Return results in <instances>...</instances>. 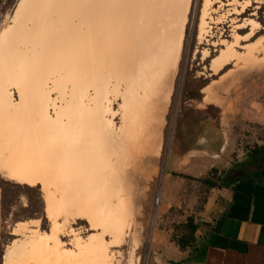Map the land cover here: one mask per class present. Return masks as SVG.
Segmentation results:
<instances>
[{
  "label": "bare ground",
  "instance_id": "obj_1",
  "mask_svg": "<svg viewBox=\"0 0 264 264\" xmlns=\"http://www.w3.org/2000/svg\"><path fill=\"white\" fill-rule=\"evenodd\" d=\"M190 3L20 1L0 32V175L40 184L53 226L47 236L29 228L6 264H110V249L136 224L142 187L157 169ZM208 5L200 38L209 33ZM235 55L222 51L215 73ZM240 77L218 89L233 91ZM221 99L210 92L204 100ZM75 217L102 233L79 251L61 252L60 220Z\"/></svg>",
  "mask_w": 264,
  "mask_h": 264
},
{
  "label": "rangeland",
  "instance_id": "obj_2",
  "mask_svg": "<svg viewBox=\"0 0 264 264\" xmlns=\"http://www.w3.org/2000/svg\"><path fill=\"white\" fill-rule=\"evenodd\" d=\"M20 1L0 0V32L12 24ZM205 2L191 0L157 169L151 173L146 189L142 187L136 224L120 245L110 249V264H155V249L162 239L184 244L190 253L197 244V230L206 218L211 194L223 186L234 163L244 159L254 146L249 138L248 126L253 122L248 112H264V0H209V33L200 38ZM228 48H233L236 55L215 73L213 62ZM250 55L255 60L244 74ZM239 74L238 80L243 83H231L233 91L218 89ZM209 90L212 95L218 92L222 104L205 102ZM239 116L243 128H239ZM115 124L121 125L119 117ZM0 189V264H6L8 249L30 234L29 228L38 226L47 236L53 222L47 216L40 184L11 181L0 175ZM20 223L26 229L15 232ZM60 225L65 229L60 233L61 252L79 251L102 233L78 217L75 222L61 219ZM70 226L74 235L66 232ZM138 234L136 243L133 237ZM105 240L108 242L109 236Z\"/></svg>",
  "mask_w": 264,
  "mask_h": 264
},
{
  "label": "crops",
  "instance_id": "obj_3",
  "mask_svg": "<svg viewBox=\"0 0 264 264\" xmlns=\"http://www.w3.org/2000/svg\"><path fill=\"white\" fill-rule=\"evenodd\" d=\"M248 118L254 146L211 194L197 244L188 253L162 239L155 264H264V112L249 111ZM238 124L243 128L240 116Z\"/></svg>",
  "mask_w": 264,
  "mask_h": 264
},
{
  "label": "trees",
  "instance_id": "obj_4",
  "mask_svg": "<svg viewBox=\"0 0 264 264\" xmlns=\"http://www.w3.org/2000/svg\"><path fill=\"white\" fill-rule=\"evenodd\" d=\"M195 229H196V227H194L193 230H191L192 233L195 231ZM179 246L181 247L182 250H185V248H186L184 244L179 243Z\"/></svg>",
  "mask_w": 264,
  "mask_h": 264
}]
</instances>
